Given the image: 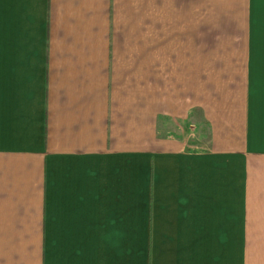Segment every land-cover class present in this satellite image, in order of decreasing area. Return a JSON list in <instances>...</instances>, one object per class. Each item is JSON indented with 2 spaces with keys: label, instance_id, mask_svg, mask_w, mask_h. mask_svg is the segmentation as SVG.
<instances>
[{
  "label": "crops",
  "instance_id": "crops-1",
  "mask_svg": "<svg viewBox=\"0 0 264 264\" xmlns=\"http://www.w3.org/2000/svg\"><path fill=\"white\" fill-rule=\"evenodd\" d=\"M0 264H264V0H0Z\"/></svg>",
  "mask_w": 264,
  "mask_h": 264
},
{
  "label": "rangeland",
  "instance_id": "rangeland-1",
  "mask_svg": "<svg viewBox=\"0 0 264 264\" xmlns=\"http://www.w3.org/2000/svg\"><path fill=\"white\" fill-rule=\"evenodd\" d=\"M194 120H195L194 123H197V127L194 129L195 132L192 133V135H190L191 136L190 144L195 146V148H201L204 147L206 144V139L208 137V128L199 110H197Z\"/></svg>",
  "mask_w": 264,
  "mask_h": 264
}]
</instances>
